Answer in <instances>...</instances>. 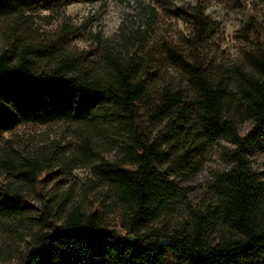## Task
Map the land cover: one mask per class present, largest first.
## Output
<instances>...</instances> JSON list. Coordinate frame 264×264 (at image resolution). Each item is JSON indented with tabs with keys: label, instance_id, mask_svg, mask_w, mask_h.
<instances>
[{
	"label": "trees",
	"instance_id": "1",
	"mask_svg": "<svg viewBox=\"0 0 264 264\" xmlns=\"http://www.w3.org/2000/svg\"><path fill=\"white\" fill-rule=\"evenodd\" d=\"M84 1L89 0H0V19L18 24L37 11ZM225 1L246 6L242 0ZM205 9L206 0H198L197 6L170 10L188 26V49L164 46L185 72L186 86L164 87L158 95L141 76L147 67L142 59L111 61L102 77H90L79 69L77 57L40 69L39 57L53 56L55 42L51 48L15 38L0 51V138L23 124L60 120L114 127L124 136L121 160L95 168L116 190L125 234L111 228L100 209L75 206L61 223L48 222L50 230L37 237L21 264H264V176L248 158L251 144L264 136V43L252 22L245 52L249 70L237 67L233 81L214 72L191 54L216 28ZM246 118L254 125L242 135L238 122ZM145 121L166 124V132L150 135ZM225 134L235 144L224 152L232 164L213 177V198L191 208L178 226H149L184 195L170 175L197 172ZM3 163L35 179L34 162L10 157ZM28 207L18 188L0 185V216H22ZM54 212L49 207L46 213Z\"/></svg>",
	"mask_w": 264,
	"mask_h": 264
},
{
	"label": "rangeland",
	"instance_id": "2",
	"mask_svg": "<svg viewBox=\"0 0 264 264\" xmlns=\"http://www.w3.org/2000/svg\"><path fill=\"white\" fill-rule=\"evenodd\" d=\"M242 1L246 6L235 8L225 0H206L205 12L216 22V28L204 47L191 50L192 55L202 57L214 72L223 73L231 81L237 67L249 70L245 52L251 44L247 34L252 22L257 24L264 43V3ZM187 5L197 6L198 0H89L58 10L37 11L24 22L12 21L14 27L0 19V51L15 38L18 43L26 40L51 48L55 42L54 55L39 57L37 66L50 69L63 58L77 57L79 69L90 77H102L111 61L142 59L147 67L141 76L158 95L164 87L186 86L185 72L166 56L164 46L167 42L188 49L184 38L187 24L170 14V10ZM144 124L152 136L166 132V124ZM253 125L251 118L241 120L239 132L244 135ZM122 140L124 136L114 127L105 130L74 120L27 123L0 138V185L18 188L29 205L22 216H0V264H21L37 237L50 230L48 222L61 223L75 206L85 212L100 209L111 228L125 234L116 190L95 168L103 161L121 160L118 147ZM234 146L225 134L197 172L180 177L171 174L184 195L149 226H178L188 218L191 208L213 198V177L231 167L224 152ZM10 157L37 164L35 179L6 169L3 162ZM248 158L252 169L264 176V136L251 144ZM49 207L55 211L51 216L46 213Z\"/></svg>",
	"mask_w": 264,
	"mask_h": 264
}]
</instances>
